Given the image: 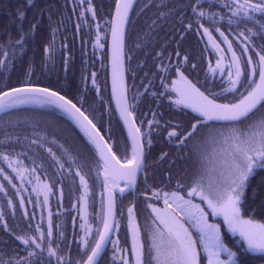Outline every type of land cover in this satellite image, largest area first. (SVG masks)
<instances>
[{"label":"snow or ice","instance_id":"obj_1","mask_svg":"<svg viewBox=\"0 0 264 264\" xmlns=\"http://www.w3.org/2000/svg\"><path fill=\"white\" fill-rule=\"evenodd\" d=\"M134 7L135 0H112L103 25L93 0H73L71 9L77 17V32L84 27L89 33L94 29L93 49L105 50L110 59L109 115L118 113L127 130V136L119 143L113 139L111 127L105 132L103 125L98 126L94 109L84 107L82 96L74 102L59 85L33 80L31 62L23 78L0 84V113L10 114V110L23 106L62 113L82 134L85 148L82 154H74L55 137L49 141L41 135L38 125L33 126L35 138L5 132L0 141V194L13 218L22 210L25 226L17 224L18 231L10 229L0 208V226L17 245L10 253H0V264H100L109 243L110 264H245L244 254L264 256V222L250 214L247 196L250 178L257 175V170L264 172V0H188L168 12H159L157 19L178 14L181 40L191 32L203 41V51L194 58L182 54L177 44L167 57L164 51L156 52L153 59L159 61L157 70L148 85H142L145 91H137L130 100L126 61L133 58L134 49L127 41ZM17 16L23 21L25 12L18 9ZM38 26L32 23L25 32L21 24L17 38L9 35L0 42V68H11L18 55L25 52ZM57 30L52 29V39L43 47L47 60L55 51ZM257 36L261 43L256 42ZM134 48H141V44L135 43ZM66 49L68 45L62 44L61 50ZM204 53H209L206 69L201 67ZM172 56L176 58L174 63ZM166 58L168 63H164ZM69 59H64L65 70ZM96 75L92 72L91 84L99 95ZM148 76L146 73L145 78ZM155 79L159 84L152 82ZM84 81L86 84V77ZM152 88L155 91H150ZM149 92L157 108L163 107L166 100L169 108H176L187 117L186 121L173 123L155 110H151V119L138 116V102ZM111 100L115 101L114 110ZM3 126L18 127L20 121H3ZM165 134L167 144L185 152L193 164L191 175L177 177L174 187L170 170L167 183H148L149 160L162 163L171 156L162 150L158 157H150L154 141ZM25 140L30 149L34 145L45 150L59 180L49 177L43 162L37 164L38 154L37 158L29 157L33 167L23 165L19 157L27 154L15 152L13 143ZM45 144L56 145L60 154L52 147L45 148ZM41 173L49 179L42 180ZM66 177L71 178L74 189L82 190L72 204L80 220V231L75 230L77 217H73L71 242L65 226L54 220L50 204L56 183H60L58 208L62 207ZM93 178L101 188L99 211L92 214L95 224L89 222L88 211L90 206L95 207L90 199L89 181ZM261 186L264 188V176ZM117 190L121 196L125 192L142 196L145 203L147 216L143 224L138 219L136 201L127 207L124 227L130 244L127 238L122 244L119 236L125 212L118 207ZM25 192L29 193L27 197ZM27 204L33 205L31 212ZM36 208L40 209L38 219ZM227 233L239 236L232 246Z\"/></svg>","mask_w":264,"mask_h":264},{"label":"trees","instance_id":"obj_2","mask_svg":"<svg viewBox=\"0 0 264 264\" xmlns=\"http://www.w3.org/2000/svg\"><path fill=\"white\" fill-rule=\"evenodd\" d=\"M187 2L188 0H135V7L131 13L132 23L128 26L129 39L127 43L128 46L134 50L131 53L133 57L132 60L126 61V66L129 69L126 73L127 83L131 81L133 87H138L148 78H152L151 74L156 70L152 67L153 64H156V60L153 59L156 52L164 51L165 57H167L169 53L176 50L177 44H179V51L182 54H188L189 50L193 48V46L188 45L187 43L183 44L173 41L174 39L181 38L178 31L181 28L178 14L168 15L157 19L159 12H168L169 8ZM164 4H167L168 8L161 7V5ZM26 5L27 0H0V6L6 9L0 13V42L6 41L9 35L13 38L18 37L15 27H13L10 10L12 7L19 6L20 10L24 11ZM145 5H147V7H145ZM153 20L156 21L155 25L152 24ZM185 23H187V21H185ZM21 24L24 27V19L23 21H19V25ZM188 36L189 34H186L185 38ZM135 43H140L141 48L135 49ZM27 56L26 48L23 54L18 55V58L13 62L10 69L6 70L0 68V84L5 82L14 83L17 79L24 77L29 67V62H31ZM174 59L175 56H172V60ZM31 64L35 67L32 76L33 80L39 79L43 84H51L53 86L59 85L62 92L66 93L70 98H73L74 102L82 96L84 99V107L89 108L90 110L94 109L93 114L98 122V126L103 125V130L105 132L111 127L113 139L118 143L126 137L116 112L113 111L112 115H109L108 101L110 99L108 95L107 80L102 81L101 78L96 77L97 83H101V85L105 87V91L98 95L91 84L92 77L90 71L92 69V63L85 59L83 55L81 57L79 68L77 67V63L74 60H71L68 63L67 70H65L63 59H61V67L57 60H47L46 62L45 60H36L35 62H31ZM133 72H135V76L132 75ZM146 73H150L147 79L145 78ZM84 77L87 78L86 84ZM101 97H103V103L101 102ZM111 107L114 110L112 103ZM17 120L20 121V126L18 127L5 128L3 126V121L15 122ZM34 125H38V130L41 132V135L46 136L49 141L55 137L58 143L63 145L64 148L68 149L70 152L74 154H82L85 151L84 143H82V134L79 133V130L75 128L73 123L64 114L51 112L46 108H40L38 106H23L18 109L10 110V114L0 113V141L3 140L5 132L12 134L13 136L32 137ZM46 147H52L53 151L60 154L61 149L56 145L45 144V148ZM13 148L15 152H24L27 154L25 156H20L19 159L23 162V165L28 168L34 166L29 157L37 158L38 154L40 158L37 159V164L43 162L45 164V170L49 173V177L55 176V178L59 180V174L55 172V166L49 165V157L43 148L37 149L36 146L33 145L30 149L28 147V141L26 140L19 144L13 143ZM192 167V160L183 157L179 164L174 168L175 176L189 177L192 172ZM10 171L11 170L9 169V172ZM166 171L167 166L165 165L161 171L162 176H165ZM92 175L94 177V173ZM262 176H264V172L257 170V175L250 178V186L247 190V196L250 214L256 220L264 222V208L261 207L262 202H264V188L261 186ZM49 177H45L43 173H41L42 180H47ZM70 181V177H66L63 181L64 195L62 198V207L58 208V202L61 200L60 183H56L55 195L50 196V204L54 213V220L57 223H61V215L65 216L64 223L69 242L72 240V232L68 226V217L75 213L72 204L76 203V198L80 191H82L74 189ZM15 183L19 185V180H16ZM89 183L92 185L90 199L94 202V205H96L97 200L95 197V191L97 190L98 182L93 178L90 179ZM75 184L77 186L79 185L78 178L75 179ZM28 187L30 191L31 186ZM24 195L27 197L29 193L25 192ZM16 201L18 202V198H16ZM27 207L31 212L33 205L27 204ZM90 207L92 210V206ZM0 208H3L5 219L8 221V224H10L13 219L11 209L7 207L6 200L2 194H0ZM125 209H127V206ZM21 211L22 210H18L16 215H18L19 220L23 221L21 219ZM94 211H96V207ZM36 213L38 219L40 214L39 208H36ZM46 215L47 209H45V217ZM32 222L35 224L36 220H33ZM119 236L121 243H124L127 238L130 244V237L126 236L123 225L120 229ZM227 236L230 246L239 239L238 235L234 237L231 233H227ZM4 250L6 253H10L9 246ZM73 250H75V245H73ZM243 259L245 264H264V256L259 253L244 254ZM110 261V256L107 257L106 260L101 258L100 264H110Z\"/></svg>","mask_w":264,"mask_h":264},{"label":"flooded vegetation","instance_id":"obj_3","mask_svg":"<svg viewBox=\"0 0 264 264\" xmlns=\"http://www.w3.org/2000/svg\"><path fill=\"white\" fill-rule=\"evenodd\" d=\"M94 5L97 9V16L98 19H100L101 24L103 25V18L108 15L109 9L112 6V0H93ZM72 4L73 0H31V3L29 4L27 0V5L24 8L25 12V25L23 27L24 31L27 32L31 26L32 23H38V28L36 29V32L34 36L29 40L27 44V54L28 59H30L31 62H35L36 60H45V55L43 53V47L46 45L51 39H52V29L57 28L56 32V39L54 44L55 51L53 52L51 60H57L59 62V65L61 67V59H65L66 57H70L69 61L74 60L77 63V67H80V61L82 55L85 57V59L89 60L92 65V69L90 73L96 72V77L101 78L102 81L107 80L108 85V95L109 99H111L110 94V87H109V58L105 50L101 49H93V41L95 38V30L91 33L88 32L87 28L84 27L81 31L77 32L76 30V23L77 17L76 14L72 12ZM20 9L19 6H15L11 8V19L13 23V27H15L16 33L19 36V21L20 19L17 16V10ZM6 9L2 8L0 6V13L5 11ZM49 16H51V21H49ZM63 21L62 24L59 22ZM225 29H227V24L224 25ZM249 27H253L251 24ZM235 30V29H233ZM255 30V29H254ZM189 36L181 40V38L174 39V42L178 43H187L188 45L193 46L192 49L189 50L188 54L194 58H199L203 51V41H199V37L191 32L188 33ZM257 43H261L259 36L256 38ZM66 43L68 45V49L61 50V45ZM205 56V63L201 65V67L205 68L207 67V59L209 58V53H204ZM30 57V58H29ZM176 59V58H175ZM175 59L172 60L173 63L175 62ZM214 61V57H212ZM193 62H196V60H193ZM159 63L158 60H156V64ZM164 63H168V60L166 58ZM153 64L152 67L155 70V65ZM33 70H34V66ZM157 70V69H156ZM155 70V71H156ZM34 74V71H33ZM150 75V73H149ZM195 75V73H193ZM191 78V77H190ZM202 79V74L201 77ZM148 78L142 85H148L149 83ZM154 84H159V80L155 79L152 81ZM100 92L99 94H102L105 91V87L101 85V83H97ZM128 85V95L131 100V97L134 93L139 91L140 93H143L145 91V88L141 86L133 87L131 81L127 83ZM94 88V86H93ZM94 91L96 92L95 88ZM150 91H155V88H152ZM111 103L113 105V102L111 100ZM114 107V105H113ZM115 109V108H114ZM151 110H155L157 112H163L164 116L163 118L165 120H172L173 123H182L186 121L187 117L184 116L180 111L176 108H169L168 101H164L163 107L157 108V102L153 99L150 92L148 95L142 96V98L139 100L137 105V114L138 116H142L145 120L151 119ZM190 113V110H187ZM118 117V116H117ZM119 120V118H118ZM120 122V120H119ZM121 124V123H120ZM122 126V125H121ZM146 126V125H145ZM123 128V126H122ZM124 130V128H123ZM125 136H127L125 130H124ZM169 151L171 153V156L163 161L162 163H153V160H149L150 167L147 169L149 173V184H156L157 186L167 183L169 178V170L171 171L172 176V185L175 186L177 176H175V170L174 168L179 164L181 159L183 157L189 158L185 154V152H178V150L175 147L169 146L166 142V134L164 137H157L154 141L153 147L150 152V157H158L161 151ZM167 166V171L165 173V176H162V168L163 166ZM143 180V176H141V182ZM142 187V183H141ZM100 191L101 188L98 184L96 192V211H94L95 207H89V222L95 224L96 222L92 219V214L94 212L99 211V202H100ZM117 204L119 208H123L125 212V219L122 222L123 228L126 233V229L124 225H126V210L125 207L129 206V204L132 201H136L138 205V219L140 220L141 224L143 223L144 219L147 216V212L144 211L145 209V203L142 196L134 195L129 192H125L123 196H121L117 192ZM42 198V197H41ZM77 217L76 220V228L75 230L77 232L80 231L79 229V223L80 220L78 218L77 211L76 213L70 215L68 226L71 229V232L73 233V221L72 218ZM119 218V217H118ZM65 216L61 215V223L65 226L64 223ZM19 224L21 227H24V222L18 219V215L15 216V218L12 219V221L9 224V228L13 230L16 229V225ZM18 231V230H17ZM115 239V235L113 236ZM123 244V243H122ZM9 246L10 252L12 249L16 248V242H14V239L9 235L8 232H6L2 226H0V253L5 252V248ZM111 244L109 243L107 245V250L105 252V257L103 255V260H106L107 257L111 256ZM110 263V262H109Z\"/></svg>","mask_w":264,"mask_h":264},{"label":"water","instance_id":"obj_4","mask_svg":"<svg viewBox=\"0 0 264 264\" xmlns=\"http://www.w3.org/2000/svg\"><path fill=\"white\" fill-rule=\"evenodd\" d=\"M109 40H110V36H109ZM109 87H110V94H111L112 81H111V65H110V59H109ZM112 102H113V105H114V108H115V101L112 100ZM116 114H117V116H118V113H116ZM120 123H121V125L123 126L122 121H120ZM123 128H124V126H123ZM124 130H125V132H126V134H127V130H126V128H124ZM117 192L119 193L118 190H117Z\"/></svg>","mask_w":264,"mask_h":264},{"label":"rangeland","instance_id":"obj_5","mask_svg":"<svg viewBox=\"0 0 264 264\" xmlns=\"http://www.w3.org/2000/svg\"><path fill=\"white\" fill-rule=\"evenodd\" d=\"M41 197H42V195H41ZM42 199V198H41ZM75 213H76V210H75ZM110 255H111V253H110ZM111 257V256H110Z\"/></svg>","mask_w":264,"mask_h":264}]
</instances>
